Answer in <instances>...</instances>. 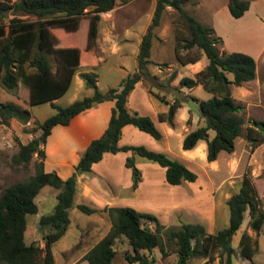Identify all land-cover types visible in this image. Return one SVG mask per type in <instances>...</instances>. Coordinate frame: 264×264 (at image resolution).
Returning a JSON list of instances; mask_svg holds the SVG:
<instances>
[{
  "label": "trees",
  "instance_id": "1",
  "mask_svg": "<svg viewBox=\"0 0 264 264\" xmlns=\"http://www.w3.org/2000/svg\"><path fill=\"white\" fill-rule=\"evenodd\" d=\"M128 0H0V87L7 93L16 95L20 80L28 89L27 105L49 103L54 112L38 123V133L25 143H19L15 154L9 157L11 166L25 167L32 155H36L33 173L27 179L14 182L0 192V264H52L51 245L65 232L68 224V209L73 207L77 191L73 172L60 178L55 172L43 169L44 150L47 135L53 126L66 125L79 112L105 100H112L110 116L103 132L90 140L79 155L74 170L88 172L91 165L99 161L103 153L128 151L124 159L125 167L130 170L131 188L140 179L135 165V157L154 162L163 168L164 180L170 185L184 181H194L196 173L182 162L159 151L143 145H119L118 139L124 125H132L147 133L154 140L161 138L160 131L146 115H140L127 106V96L138 82H157L149 74L147 66L151 64V41L160 26L162 11L169 6L177 13V20L183 26L185 35L175 36L173 58L179 65L204 58L203 67L193 77L182 76L178 80L180 87L192 88L200 84L210 96L206 99L191 100L198 106L205 123L197 126L182 138L183 150L193 148L198 141H204L205 158L215 160L218 153H230L235 139L241 134L242 118L238 115L241 106L234 102L230 94V85L239 86L255 76V60L241 51L219 53L217 45L220 39L211 26L201 23L192 14L182 8L184 3L193 0H154V8L149 23L141 35L135 56L134 70L127 73L116 87L100 91L96 87L94 72L81 73L86 87L92 90L67 105H58L53 99L63 95L69 87L72 75L79 68V49L57 40L52 31L68 33L77 30L79 20H87L86 42L88 49L96 36L99 13L105 12L116 3ZM249 6V0H227V11L232 18L240 17ZM9 14L7 24L1 19ZM26 17L32 19L27 20ZM183 51V54L181 53ZM191 51L198 54L191 55ZM50 56L55 61L53 69ZM29 69V70H27ZM230 74V78L228 77ZM168 80V79H167ZM166 80V81H167ZM150 90V88H148ZM180 102L168 103L165 114H159L160 120L172 125V117ZM30 117L27 107L17 103L0 102V124H8L10 118L25 123ZM255 127H247L244 132L246 141L252 147L264 142V121L254 122ZM213 135L209 137L208 131ZM264 168V163H263ZM49 186L57 189L52 211L41 214L37 224L44 228L43 246L37 243H25L23 234L26 226L25 215L37 212L34 197L39 190ZM256 191L248 177H243L236 192L225 201L228 209L226 226L213 233L205 230L199 223L180 222L176 228H165L149 212L133 207H103L110 220L107 233L93 244L82 256L83 264H110L115 252V242L124 239L130 250L123 252V258L130 264H156L152 251L158 248L163 253V242L174 244V264H189L191 257H205L213 250L224 254V264H231L233 247L231 237L241 225L244 213H248V226L257 232L263 214L257 207ZM82 213L95 211L85 204H75ZM142 219H151L154 228H149ZM164 230V237L160 232ZM247 234H241L238 245L241 257H250L253 248ZM43 255L39 258L40 252Z\"/></svg>",
  "mask_w": 264,
  "mask_h": 264
},
{
  "label": "rangeland",
  "instance_id": "2",
  "mask_svg": "<svg viewBox=\"0 0 264 264\" xmlns=\"http://www.w3.org/2000/svg\"><path fill=\"white\" fill-rule=\"evenodd\" d=\"M215 1L217 2V0H213V3H215ZM151 2L152 0H128L122 4L116 3L114 5L115 30L119 32L123 30L124 27H128V23H125V21L130 18L134 19L138 13L145 12L149 9ZM196 4V0L188 1L182 5V8L188 13L194 15V17L201 23H207L206 25L213 27V25L209 24L213 13L210 8L211 4L209 5V8L205 7L204 4H200L199 6ZM136 10H138V13ZM255 10L257 12L253 17L256 23L255 25L247 21V18H242V21L236 20L229 15H226L225 12H220L216 18L213 17V21H217V27H219V31H221V33H217L213 28L215 35H217L221 41L216 44L219 53L235 50L249 54L255 60V76L253 79L243 82L239 86L230 85V94L233 97L234 102L241 106L238 115L243 119L241 124V134L235 139L233 150L230 153L223 151L219 152L215 159L217 163L216 168L213 170L208 167L206 160L200 162L201 166L192 165L190 166L191 168H189L196 173L198 177L200 194L205 192L203 188L206 187L207 190L209 189V194L212 193L214 195V218L210 220L211 223L205 213H199L200 217L194 214L188 218L191 223L202 222L201 225L204 226L205 230L209 233H213L226 226L228 221V209L225 201L231 194L237 191L244 176L249 178L255 188L258 199L257 207L263 214V218L259 230L255 232L248 226V213H244L241 225L231 237V246L233 247L231 264H264V142L252 147V143L246 141L244 138V132L247 127L254 128V122L264 121V7L260 6L258 8L255 6ZM106 12H108V14H103L105 12L100 13L102 17L107 18L111 16L109 10ZM176 14L175 10L169 6L164 8L161 19L162 22L165 20V23L163 26L161 23L158 27V29L163 32L161 35L162 39L157 41L155 45L152 43L150 51V60L154 61L155 59H160L161 62L155 66L160 69L162 68V70L169 73L167 77L168 80L166 79L167 81H165V85H158L154 82H145L149 87L152 86L154 90H156V87H160L162 90H159V95L163 94L168 96L169 101L171 100V102H173L175 98H180V101L182 102H180V105H182L188 115L184 127L185 131H188L189 128L193 129L197 126L204 125L205 121L203 118L197 117L194 112L188 109L186 102L191 100L192 97H195L196 99H206L210 94L204 90L200 84L188 89L186 87H181L186 93L178 90L180 89L178 82L175 83V87L169 84L176 75L175 66L178 64L173 58L174 37L177 35H185V30L178 22ZM132 15L134 16L131 17ZM9 17V14L4 15L1 19L2 23L7 24ZM26 19L29 20L32 18L26 17ZM82 21L86 20L83 18L79 20V28L73 35H68L70 32L61 34L59 31L57 33L56 31H52V33L55 36L57 35L63 43L79 47L83 44V41H85L86 38V29L84 31L83 27H81ZM181 53L183 54V51H181ZM196 53L198 54L197 51H191L189 54L194 55ZM50 58L54 69L55 61L52 56H50ZM200 58L201 57L196 60V63H200ZM202 60L204 62V58H202ZM201 66L203 67V65L199 64V69L202 68ZM167 67L169 68L167 69ZM228 77H231L230 74H228ZM18 84L16 95L9 94L0 87V102L11 101L17 103L21 107H27L30 111V117L25 123L10 118L8 124H0V192L9 184L23 181L32 175L33 164L36 160L35 154L32 155L25 167L11 166L9 163V157L16 153L19 143H25L33 135H36L38 133V123L54 112L49 103L28 106L26 101L27 88H25V85L20 80L18 81ZM60 102L63 103L62 100H60ZM208 134L209 137H211L213 131L209 130ZM42 147L44 150V171L55 172L60 178H64L70 170L68 171L65 167L62 169V164L57 167V171L53 168H48V162L51 161L56 163L58 161L60 163L61 160L59 158L61 157L53 152H46L45 154V143ZM70 153L71 152L67 155H70ZM66 158L69 162H74L76 159L72 156ZM135 160L144 159L135 157ZM45 163H47L46 169L44 168ZM119 166H121L120 163L118 164V160L115 159L116 172H119ZM71 168L70 172H75L74 164H72ZM60 169H62V172L59 171ZM63 172H66V174ZM79 178L80 174L76 175V179ZM56 192L57 189L44 186L34 197L37 212L25 215L26 226L23 234V240L25 243H37L42 248V232H44L45 229L39 227L37 221L39 215L47 214L52 211ZM209 202V208L213 213L211 201L209 200ZM78 203L83 204L79 197V193L74 196L73 207L68 209L69 224L64 234L51 245V253L53 257L52 264H83L82 256L85 248L78 246L82 244L83 247H88L95 244L99 239V236L103 234L105 235L110 227V220L106 211H103L102 208L97 209L89 206L94 208L95 211L90 214H85L79 212L74 207V205ZM206 210L204 209V212H206ZM142 222L149 225L151 229L154 228L151 219H142ZM179 225L180 223L178 220V222L175 221L172 225L166 227L163 225V229L176 228ZM163 229L160 232L162 237H164ZM243 233L249 236V242L253 248L252 255L246 258L241 257L239 254L238 241ZM127 245L124 239L115 242L116 252L110 264H130L123 258V252L125 250H130ZM174 248L175 246L173 243L164 241L163 253L160 252L158 248H154L152 251L154 262L156 264H174L176 257ZM42 255L43 253L41 251L39 258H41ZM224 257L225 255L221 254L219 250H213L205 257H191L189 259V264H224Z\"/></svg>",
  "mask_w": 264,
  "mask_h": 264
},
{
  "label": "crops",
  "instance_id": "3",
  "mask_svg": "<svg viewBox=\"0 0 264 264\" xmlns=\"http://www.w3.org/2000/svg\"><path fill=\"white\" fill-rule=\"evenodd\" d=\"M196 1L197 6L204 4L205 7L209 8L211 4L210 8L213 13L209 24L213 25L212 28L217 33H221L219 27H217V21H213V17L216 18L220 12H225L226 15H229L227 11V0H217L215 3H213V0ZM255 6L258 8L260 6L264 7V0H249L248 8L240 17L234 19L242 21V18H247V21L255 25L256 23L253 18L255 13H257ZM153 8L154 0H152L149 9L145 12L138 13V10H136L138 15L134 19L130 18L128 19L129 21H125V23H128V27H124L119 32L115 30V6L109 10L111 16L104 18L99 14L96 36L92 45L87 49L85 46V38L82 45L79 47L75 46L80 51L79 62L83 63V65L80 64L79 68L75 70L66 92L53 99L52 102L58 105H67L76 99L90 95L92 90L84 85L80 77L81 73L94 72L96 74V87L100 91L116 87L127 73L134 70L138 43L150 21ZM161 23L163 26L165 20L162 22L161 19L160 25ZM81 27H83L84 31L87 29V20L81 22ZM77 30L70 32L68 35H73ZM159 31L157 29L151 41V46L152 43L155 45L157 41L162 39L161 35L163 32ZM56 37L59 42L63 43L57 35ZM160 62V59L151 61V64L147 66V70L150 75L156 78L157 82L164 84L169 73L155 66ZM199 64H204L202 57L200 58ZM199 64L196 61L183 65L176 64V75L169 84L175 87V83L178 82L180 77H193L200 70ZM151 88L152 86L149 87L146 82L138 81L129 92L126 103L129 109L136 111L140 115L148 116L160 131L161 138L154 140L147 133L138 130L134 126L124 125L121 128L118 144L143 145L148 149L163 152L175 158L188 168H191L190 166L192 165H200V162L206 160V145L204 141H198L191 149L183 150L181 148V141L185 132L192 129L189 128L188 131L184 129L186 120L188 119L187 112L180 105L172 117V125H169L165 120H160L158 115L166 113L168 103L171 100L169 101L166 95H159V90H162L160 87H156V90ZM178 90L180 92L183 91L181 87ZM183 93L186 92L183 91ZM27 95L28 89H26ZM174 101L181 102L180 98H175ZM113 104L112 100L99 102L74 115L66 125L57 124L53 126L45 140V154L46 152L56 153L61 157L59 159L62 162L60 161L59 163L57 161L55 163L50 161L51 163L48 162V168H53L57 171V167L62 164V169L65 167L68 171H71L72 164L75 166L79 155L83 152L90 140L98 137L105 129ZM69 152H71L70 155H67ZM127 155H129L128 151L103 153L101 159L91 165L90 171L80 172V178H75L77 186L76 194L79 193L83 204L97 209L127 205L139 211L151 213L164 227L172 225L175 221L178 222V220L179 223L191 222L188 218L194 214L200 217L199 213H205L209 221L214 218V195L212 193L209 194V189L207 190L206 187L203 188L205 192L200 194L198 177L191 182L184 181L180 184L170 185L165 182L163 168L158 164L146 160H135L136 167L140 172V179L136 186L131 188L130 170L123 164ZM69 156L76 158L74 162L67 160L66 157ZM115 159L121 165L119 166V172L115 171ZM216 164L215 160L207 161L208 167L212 170L216 168ZM46 165L47 163L44 165L45 169L47 167ZM62 169L59 171L62 172ZM70 171L66 176L73 172ZM63 173L66 174V172ZM209 200L212 204L213 213L209 208ZM204 209H207L206 212H204ZM198 223L202 224V222ZM147 226L149 227V225ZM103 236L104 234L99 236L98 240ZM92 245L83 247L81 244L78 247L85 248L83 252L85 253Z\"/></svg>",
  "mask_w": 264,
  "mask_h": 264
},
{
  "label": "water",
  "instance_id": "4",
  "mask_svg": "<svg viewBox=\"0 0 264 264\" xmlns=\"http://www.w3.org/2000/svg\"><path fill=\"white\" fill-rule=\"evenodd\" d=\"M186 106H187L188 109H190L192 112H194V114L197 117L201 116V113H200V111L198 109V106L192 100H188L186 102ZM79 174H80V171L76 170L75 173L73 174V177L76 178V175H79Z\"/></svg>",
  "mask_w": 264,
  "mask_h": 264
},
{
  "label": "built area",
  "instance_id": "5",
  "mask_svg": "<svg viewBox=\"0 0 264 264\" xmlns=\"http://www.w3.org/2000/svg\"><path fill=\"white\" fill-rule=\"evenodd\" d=\"M100 13H102V12H100ZM100 13H99V14H100ZM103 14H108V12L105 11V13H103Z\"/></svg>",
  "mask_w": 264,
  "mask_h": 264
}]
</instances>
